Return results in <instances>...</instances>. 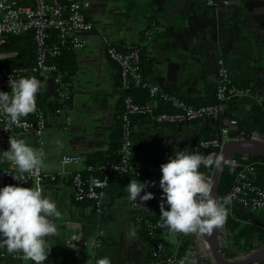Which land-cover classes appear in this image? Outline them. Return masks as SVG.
Here are the masks:
<instances>
[{
  "label": "crops",
  "instance_id": "crops-1",
  "mask_svg": "<svg viewBox=\"0 0 264 264\" xmlns=\"http://www.w3.org/2000/svg\"><path fill=\"white\" fill-rule=\"evenodd\" d=\"M83 1L93 28L85 34V47L74 52L76 69L69 82L70 98L65 103L58 102L55 83L49 77L41 79L38 90L47 115L41 168L58 174L56 181L44 184L42 194L55 199L61 212L59 217L51 218L58 226L57 233L45 237L50 251L43 264H95L96 258L102 256H108L111 264H150L160 254L140 234L139 218L152 215L159 207L162 189L158 183L161 172H150L147 165L161 163L170 154L190 148L193 136L202 128L219 127L222 113L219 118L179 123H155L150 116H131L134 151L130 169L111 178L100 206L89 200L75 201L73 172L85 170L84 159L89 155L109 149L124 108V96L133 89V97L142 99L136 89L139 86L130 90L121 87L119 67L107 56L103 39L106 36L119 49L132 45L142 48L143 77L178 98L201 101L206 88L216 86L219 57L235 80L249 83L262 94L264 0H214L213 5L204 0ZM147 29L152 30V35H145ZM24 39H19L22 41L17 48H11L8 42L0 50L20 52L27 47ZM57 106H62L60 113L54 111ZM253 106L251 99L243 97L229 101L225 108L237 117L239 128L247 131L254 130L259 121ZM227 118L225 122L235 119ZM237 125L233 132L238 131ZM18 138L39 152L32 135ZM64 154L76 155L82 162L62 164ZM245 174L251 181L256 178L254 170ZM134 178L156 182L145 189L153 192V197L138 200L141 205L136 202L138 215L133 213L129 204L134 201L127 199L126 192L128 182ZM229 206L237 219L264 227V208L252 210L235 200ZM157 228L163 248L176 257L184 248L183 232L168 233ZM130 229L135 230V235L129 234ZM75 235L84 246L80 251L73 241ZM71 243L75 247L68 246ZM186 246L184 264H195L197 256L207 258L198 231ZM0 264H24V260L13 258L5 248L0 249Z\"/></svg>",
  "mask_w": 264,
  "mask_h": 264
},
{
  "label": "built area",
  "instance_id": "built-area-1",
  "mask_svg": "<svg viewBox=\"0 0 264 264\" xmlns=\"http://www.w3.org/2000/svg\"><path fill=\"white\" fill-rule=\"evenodd\" d=\"M206 4L213 5L214 0H204ZM85 3L83 0H0V48L8 43L10 36H20L30 33L34 44V60L29 64H15L14 59L19 55L16 49L0 50V90L10 91L9 80L18 79L21 76H34L37 79L51 78L56 86V97L58 102L65 103L70 98L69 83L61 78L54 64L48 62L50 55H58L60 47L67 45L76 52L83 49L87 43L85 34L93 28L85 14ZM153 25V24H152ZM57 32L59 43L48 44V30ZM145 35H152V30H145ZM106 44L105 52L107 56L116 62L119 67L120 85L125 90L133 87H145L148 90V100L135 102L130 95H125L124 108L120 114L122 135L120 145V159L109 164L99 165L101 175L84 177L77 170L71 177L73 186V198L75 201H92L96 206L102 204L106 187L115 174H125L130 169V160L133 154V137L131 116L140 114L150 116L155 123H179L193 121L202 118H212L218 112H222L225 103L234 98L248 97L252 93L250 86L243 85L235 80L230 74L222 58L216 60V99L214 104H206L193 107L184 100L170 95L163 91L158 85L146 81L140 68L139 47L130 46L126 50L103 39ZM9 61L5 64L3 61ZM36 96V110L21 117L16 123H9L6 114L0 110V151L6 150L9 146V138H18L20 135L29 134L36 139L37 150L41 152L43 147V133L46 129L47 115L44 107L39 101L38 92ZM163 99L168 101L172 107L169 111L155 112L156 101ZM257 101L262 105L264 113V93L257 96ZM55 113L62 111V106L54 109ZM235 119L227 121L226 125L219 129L218 135L210 140H203L199 143V148H213L212 150L200 152L198 147L194 150L200 154H213L218 157L223 145L231 140L244 138H260L255 133L244 136L234 133L236 127ZM240 158L231 156L226 160V164L232 166H242L236 175L235 182L231 188L229 198L231 201H238L242 206L259 210L264 208V188L256 185L254 181L247 179L245 172L254 170L251 164H243L247 155H240ZM168 158V157H167ZM165 158L162 162H164ZM82 159L76 155L64 154L61 157L62 164L78 165ZM161 162V163H162ZM161 163H151L147 165L150 172H160ZM86 170H93L92 165H86ZM17 178H15V177ZM58 174L45 172L41 165L36 168L20 172L14 162L0 156V185L21 184L31 185L33 188L39 187L43 191L46 182L56 181ZM130 207L133 213L138 215V205L131 202ZM156 227L153 226L155 230ZM168 233L176 232L168 228ZM198 233H202L198 231ZM73 237H79L75 235ZM80 239L76 240V248L82 250ZM95 246V244H94ZM0 243V249H5ZM158 250H163V245L158 244ZM15 259H23L24 264H33L26 259L23 252L16 250L10 252ZM160 257L150 264H177L175 257L171 254L159 253Z\"/></svg>",
  "mask_w": 264,
  "mask_h": 264
},
{
  "label": "clouds",
  "instance_id": "clouds-1",
  "mask_svg": "<svg viewBox=\"0 0 264 264\" xmlns=\"http://www.w3.org/2000/svg\"><path fill=\"white\" fill-rule=\"evenodd\" d=\"M40 84L34 76H21L9 80L10 91L0 90V110L6 114L9 123H16L36 110L35 94ZM43 155L23 138H9L8 148L0 151V156L14 162L20 172L41 165ZM219 163L220 158L213 154L181 150L170 154L159 165L161 175L158 183L162 189L159 214L162 223L170 230L205 232L224 224L227 218L225 204L218 203L213 197L211 183L199 171L201 165L207 168L219 166ZM155 183L131 179L126 188L127 199L137 203L138 200L147 201L154 194L145 189ZM60 215L55 199L42 194L39 187L11 183L0 185V243L7 251L20 250L33 264H43L50 251L45 237L57 233L58 226L51 218ZM129 234L135 235V230L130 229ZM78 239L80 237H73V241ZM68 246L75 247L72 243ZM95 264H111V260L102 256L96 258Z\"/></svg>",
  "mask_w": 264,
  "mask_h": 264
},
{
  "label": "trees",
  "instance_id": "trees-1",
  "mask_svg": "<svg viewBox=\"0 0 264 264\" xmlns=\"http://www.w3.org/2000/svg\"><path fill=\"white\" fill-rule=\"evenodd\" d=\"M27 1L28 3L30 2V0H27ZM48 33H49V37L47 39L48 44L59 43L57 32L55 30L49 29ZM23 37H25L24 42L27 45V47L24 50L20 51L18 57L14 59V61H12L15 64H29V63H32L34 60V44H33L32 35L30 33L22 34L20 36H10L8 40L9 42L8 45L12 44L11 48H17V44L20 41H22L19 39H23ZM113 45L119 48L117 44L113 43ZM132 46L139 47L138 45H132ZM121 50H126V49H121ZM139 50H140L139 51L140 52V68L142 70L143 57L145 53H144V50L140 47H139ZM48 62L56 66L58 73L61 75V78L64 81L68 83L71 81V78L76 69V58H75L74 51H72L67 45H63L60 47V53L58 55H50L48 57ZM41 79L42 77L40 76L39 78L40 82H41ZM242 84L250 86L252 90V93L250 94V96L246 98L251 99V101H253L254 112L259 116V121H258L256 128L254 130H247V131L239 128L240 124H239L238 119H236L237 117L231 114L225 108V105L229 101L233 100V99H230L225 103L224 109L221 112L222 115L219 120V127L218 128H215V127L202 128L198 134L193 136L192 144L190 148L184 151L186 152L195 151L194 148L195 147L199 148V143L201 141L210 140V139L215 138L218 135L219 128L226 125L227 122H225L224 119L227 117L228 118L235 117V119L237 120L238 122L237 133L242 134L244 136H248L252 133H255L258 137L264 138V113L262 110V105L259 104L257 101V96L260 93L257 92L249 83L242 82ZM136 89H139V92L142 95L141 100H137L135 97H133V94H131L133 89L129 91L130 96L135 102H144L148 100L149 97H148L147 88L139 87ZM180 99L184 100L187 104L193 107L206 105V104H214L217 102L216 87L206 88V94L201 101L195 102V101H191L190 99L188 100L185 98H180ZM42 106L45 109V105L42 104ZM169 110H172V107L168 101H165L163 99L157 100L155 112L169 111ZM202 119H209V118H202ZM213 121L215 120L213 119ZM121 135H122V127H121V120L119 116L118 127H117V130L114 132V134H112L111 142H110L111 144H110L109 149L103 152H95L84 159V164H85L84 167L86 165L93 166V170L91 171L86 170V169L83 171H80L84 177H90L92 175H101V172L98 169L99 165L109 164L112 162H116L120 159ZM212 149L213 148L211 147L206 148V149L199 148V151L204 152V151H208ZM133 151H134V146H133ZM239 156H240L239 154L234 155V157L236 158H240ZM242 162H243L242 165L246 163L251 164V167H253L254 171L256 172V178L254 182L259 187L264 188V156L250 155L247 157L246 160H243ZM213 166L206 168L203 165H201L199 168V171L204 173L208 181L210 180ZM241 167L242 166H232L228 164L224 166L222 173H221V182H220V187L218 191L219 196H220V203L225 204V207L227 210V218L224 224L220 226V230H219V236H220V241H221V253L226 259H237L264 245V227L256 225L251 222L241 221L237 219L232 214V211L230 210L229 204L231 200L229 198V195L231 192V188L235 182L236 175L238 171L241 169ZM226 197L228 199L225 202ZM165 207H167V205H165ZM159 213H160V208L158 207L152 215H149V216L147 215V216L139 218L140 234L145 240L150 241L152 243L153 247L157 250L158 253L161 252L164 254H171L167 252L165 248H163V250L161 251H159L157 248L158 244H162V241L160 239V233L155 232V230L153 229V226L156 228L159 227L162 230H165L166 232L169 228L166 224L162 223L161 216ZM195 232H189V233L183 232V235L185 236L184 248L181 250V252L176 257L173 255L177 261V264L185 263L186 258L183 256V253L187 247L186 245H188L190 240L193 238ZM195 261H196L195 264H210L208 258L200 259L197 256ZM257 264H264V261L257 263Z\"/></svg>",
  "mask_w": 264,
  "mask_h": 264
},
{
  "label": "water",
  "instance_id": "water-1",
  "mask_svg": "<svg viewBox=\"0 0 264 264\" xmlns=\"http://www.w3.org/2000/svg\"><path fill=\"white\" fill-rule=\"evenodd\" d=\"M105 40L108 38L105 36ZM105 43V41L103 42ZM221 112H218L215 117L219 118ZM237 133V132H234ZM236 154L239 155H259L264 156V138H244L226 142L220 153L219 166L214 165L209 182L212 185V195L220 203L219 187L221 182V173L226 165V160ZM157 228L156 230H158ZM220 226L213 227L211 231L201 233L202 246L206 252L210 264H257L264 261V245L257 248L248 254L237 259H226L221 253V241L219 236Z\"/></svg>",
  "mask_w": 264,
  "mask_h": 264
}]
</instances>
